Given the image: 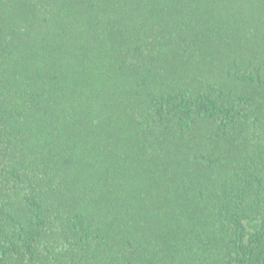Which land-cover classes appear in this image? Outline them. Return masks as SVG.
<instances>
[{
    "label": "trees",
    "instance_id": "obj_1",
    "mask_svg": "<svg viewBox=\"0 0 264 264\" xmlns=\"http://www.w3.org/2000/svg\"><path fill=\"white\" fill-rule=\"evenodd\" d=\"M0 264H264V0H0Z\"/></svg>",
    "mask_w": 264,
    "mask_h": 264
}]
</instances>
